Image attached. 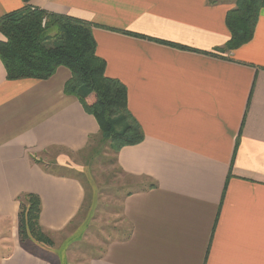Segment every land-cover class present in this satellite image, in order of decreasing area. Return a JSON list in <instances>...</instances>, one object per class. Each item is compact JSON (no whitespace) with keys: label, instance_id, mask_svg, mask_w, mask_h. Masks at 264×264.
<instances>
[{"label":"crops","instance_id":"crops-1","mask_svg":"<svg viewBox=\"0 0 264 264\" xmlns=\"http://www.w3.org/2000/svg\"><path fill=\"white\" fill-rule=\"evenodd\" d=\"M29 4L93 25L106 75L126 86L144 132L114 153L137 183L123 199L121 234L90 263L264 264V6L253 38L226 49L236 0ZM24 5L0 0V18ZM71 76L60 66L47 79L11 80L0 58V264H53L48 254L81 235L85 186L55 168L100 128L65 91ZM27 194L40 198L51 247L20 236Z\"/></svg>","mask_w":264,"mask_h":264},{"label":"trees","instance_id":"trees-1","mask_svg":"<svg viewBox=\"0 0 264 264\" xmlns=\"http://www.w3.org/2000/svg\"><path fill=\"white\" fill-rule=\"evenodd\" d=\"M24 2L21 9L0 18L4 36L0 40V58L7 78L47 79L58 67L65 66L72 73L65 91L76 96L96 118L99 136L109 141L112 151L116 153L123 146L141 142L144 132L129 110L127 88L120 80L106 75V61L97 54L93 25L73 16L34 8L29 4L31 0ZM263 6L264 0H236L235 8L227 15L231 36L226 49H236L253 38ZM21 198V238L52 243L39 225L40 198L30 194Z\"/></svg>","mask_w":264,"mask_h":264},{"label":"rangeland","instance_id":"rangeland-1","mask_svg":"<svg viewBox=\"0 0 264 264\" xmlns=\"http://www.w3.org/2000/svg\"><path fill=\"white\" fill-rule=\"evenodd\" d=\"M49 167L55 166L57 150L47 152ZM69 165L56 167L55 171L78 177L85 186L87 201L83 211L80 236L65 241L54 248L53 264H91L90 260L100 254L104 243L121 234V224L125 223L122 203L126 193L136 187L137 178L126 175L116 165L115 154L109 141L95 138L85 152L69 153ZM45 156H41V159ZM139 181V180H138ZM128 185H130L128 187ZM34 241V239H29ZM46 247L52 243L34 241ZM60 242L56 243L58 245ZM52 250V249H47Z\"/></svg>","mask_w":264,"mask_h":264},{"label":"built area","instance_id":"built-area-1","mask_svg":"<svg viewBox=\"0 0 264 264\" xmlns=\"http://www.w3.org/2000/svg\"><path fill=\"white\" fill-rule=\"evenodd\" d=\"M44 23H45V20H44Z\"/></svg>","mask_w":264,"mask_h":264}]
</instances>
